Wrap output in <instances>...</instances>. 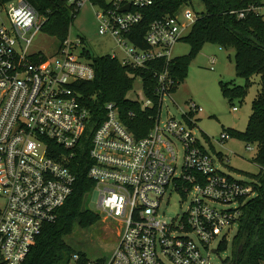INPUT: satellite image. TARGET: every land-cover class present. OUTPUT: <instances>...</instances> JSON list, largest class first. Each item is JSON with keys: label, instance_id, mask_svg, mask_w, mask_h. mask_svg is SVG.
I'll return each instance as SVG.
<instances>
[{"label": "built area", "instance_id": "1", "mask_svg": "<svg viewBox=\"0 0 264 264\" xmlns=\"http://www.w3.org/2000/svg\"><path fill=\"white\" fill-rule=\"evenodd\" d=\"M156 1L112 0L95 11L98 33L109 36L122 52L121 59L114 53L111 59L132 69L173 59V47L188 35L200 13L182 12L183 6L150 21L142 48L133 39L142 12ZM86 2L68 0L75 11ZM250 13L264 21V0L229 15L244 19ZM43 23L24 0L0 4V197L5 200L0 264H23L43 227L56 221L73 192L75 176L67 164L79 147L88 148L87 176L98 192L97 207L120 225V232L110 257L89 259L74 252L67 264H212L211 256L237 225L240 207L255 193L251 184L221 172L223 155L195 136L191 118L202 110L190 103V114L182 113L180 121L160 120L163 100L171 98L176 86L165 71L154 73L152 98L142 89L134 100L142 108L154 100L159 105L146 137L136 139L128 132L112 103L103 106V120L95 121L74 89L94 78L81 40L68 36L49 57L29 54L32 36ZM229 139L222 132L216 143L223 148ZM176 143L183 153L179 166ZM252 147L247 145V151ZM172 194L190 202L185 213L167 222L161 219V208Z\"/></svg>", "mask_w": 264, "mask_h": 264}, {"label": "trees", "instance_id": "2", "mask_svg": "<svg viewBox=\"0 0 264 264\" xmlns=\"http://www.w3.org/2000/svg\"><path fill=\"white\" fill-rule=\"evenodd\" d=\"M12 0H0V4ZM43 19L41 31L58 41V46L69 36V27L78 11L68 0H24ZM193 0H157L145 9L139 33L133 39L135 45L144 48L142 36L150 21L174 13ZM203 11L190 32L181 41L189 46L185 56L165 61L149 62L145 68L132 69L122 66L109 56L91 57L94 70L92 81L76 84L74 89L82 103L90 110L95 121L101 122L103 106L112 103L118 110L123 126L136 139L147 136L159 114L157 101L151 107L142 108L127 98L135 78H140L147 97L152 98L155 90L154 73L168 71L176 85L183 81L191 61L206 44L234 51V69L243 85L220 82L222 96L230 104L234 99L244 100L250 88L257 84L256 94L251 101V114L243 132L224 130L229 137H237L255 148L253 163L259 166L255 175H246L252 182L255 197L240 207L237 231L231 242L230 256L221 264H264V21L255 14L244 19L229 15L230 11L241 10L256 0H198ZM93 5L107 7L104 0H89ZM257 78V83L253 80ZM176 89V86L174 90ZM174 92V91H173ZM103 120V119H102ZM91 165L87 147H79L67 167L75 176L73 192L58 210L55 222L45 225L36 238L23 264H67L74 251L65 239L75 227L87 229L100 220V216L86 209L82 212L83 198L93 191L94 183L87 176ZM243 201V200H241ZM227 249L224 239L218 252Z\"/></svg>", "mask_w": 264, "mask_h": 264}, {"label": "rangeland", "instance_id": "3", "mask_svg": "<svg viewBox=\"0 0 264 264\" xmlns=\"http://www.w3.org/2000/svg\"><path fill=\"white\" fill-rule=\"evenodd\" d=\"M112 0H104L106 4ZM100 5H91L86 2L78 9L75 18L69 27V39L71 41L81 40V46L85 54L91 57L110 56L113 53L118 59L122 58V52L109 36H102L98 33V22L95 11H99ZM189 10L200 13L203 6L198 0H193L191 5L182 9V12ZM33 32H29V38ZM58 48V41L39 31L32 36L28 48L29 54H40L52 56ZM189 53L187 43L180 41L172 49V58L185 56ZM214 58L213 64L210 60ZM236 85H243L244 80L237 77L234 69V51L232 49H221L213 44H206L196 57L191 61L185 78L176 85L171 98L163 100L160 110V120L165 122L169 117L176 121L182 119V113L190 114L189 104L194 103L202 112L192 116L195 122L194 134L201 141L208 140L209 144L223 155V165L218 166L219 170L233 179L250 184L252 181L246 175H255L259 172V166L253 163L255 148L247 151V144L232 136L221 148L218 141L220 134L225 130L243 132L246 128L248 118L251 114V101L253 100L257 84H254L244 100L234 99L230 104L224 99L220 90V82H231ZM257 83V78L253 80ZM143 89L140 78H135L131 91L127 94L130 100L138 99ZM237 112L233 113L232 109ZM177 164L182 163V149L176 143ZM190 198L182 199L177 194H172L168 203H164L161 212L164 221H171L185 213L189 207ZM98 192L93 190L87 197L85 210L100 216L97 224L80 229L75 227L69 237L65 239L68 246L77 253H82L89 259L110 257L117 248L118 233L120 225L112 218H107L105 213L97 207ZM5 207V200L0 197V211ZM237 227L234 226L227 237V249L211 256L212 264H221L231 252V242L235 236ZM217 242L212 245L216 248Z\"/></svg>", "mask_w": 264, "mask_h": 264}, {"label": "water", "instance_id": "4", "mask_svg": "<svg viewBox=\"0 0 264 264\" xmlns=\"http://www.w3.org/2000/svg\"><path fill=\"white\" fill-rule=\"evenodd\" d=\"M128 6H126V7H124V8H122L120 11L121 12H124V11H127L128 10ZM86 200H87V196H85L84 198H83V203H82V212H84L85 211V203H86Z\"/></svg>", "mask_w": 264, "mask_h": 264}]
</instances>
